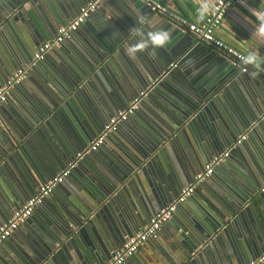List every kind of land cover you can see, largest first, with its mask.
Listing matches in <instances>:
<instances>
[{
    "label": "water",
    "instance_id": "95a60500",
    "mask_svg": "<svg viewBox=\"0 0 264 264\" xmlns=\"http://www.w3.org/2000/svg\"><path fill=\"white\" fill-rule=\"evenodd\" d=\"M28 1L29 0H23L17 5L15 4L18 9L14 10L17 11L7 8L6 10L2 9L0 12V35L4 34L5 30L10 29L18 45L22 48L23 56H26L25 61H22L17 67L30 60L32 56L31 52L33 53L35 46L43 40L33 18L30 14H27V10L25 11L24 9ZM68 1L70 3H67V0H45L44 4H42L41 13L44 14L46 18L45 22L49 28L52 30L55 28L54 34L58 26L65 25L71 18L79 13L82 5L91 0ZM103 1L105 0H100L95 9H97L99 4ZM108 1L113 3V8H116V16L118 18L129 20L128 22H132L135 27L141 25L140 27L144 35L140 34L141 31H139V33L135 31V33L140 36L146 44L152 45L150 35L145 34L146 29L149 30V28L156 27L161 23L160 29L164 26L165 31L169 30L172 32V47L168 48L165 53L162 52L164 63L159 64L158 67L150 73L148 71L149 69L145 70L143 66L137 65V69H139L138 71L142 74V77L138 78V80H136L137 83H135L137 85H134L135 90L137 88L139 89L137 93L148 87L147 98H153V95L161 91V101L154 102V105L160 112L168 115L172 125L158 122V116H161V113L157 110L155 114L158 116L155 114H153V116L147 115L145 120H141L139 131L136 133L132 132V136H128L129 138L125 140L126 147L124 148L126 152L131 155L129 156L131 163H126L124 160V166H122L116 158L113 159L118 164V176L116 175L115 178L112 175L106 174L105 171L100 169L98 164H92L89 160L93 155L100 153V147L107 145L106 141L113 140L111 135L117 130L110 133L96 151L86 155L81 160L83 162H81L82 164L79 162L80 165L85 166L83 171L91 181L98 179L99 183H97V186L92 187L88 192L85 186L87 179L82 177L83 182L78 179L67 180L71 173L57 185L60 187L65 184L72 186L73 194L77 197L76 199L79 200L80 204H82V206H79L82 210L78 212V214L85 226L75 231L72 228V223L67 221L68 228L67 232L64 234L61 233V231L55 233L46 232L47 234L40 233L39 231L40 236L37 237L36 241H38L40 245L37 244L38 246L36 247H38V250L43 254V258L40 256L41 254H38L29 244V247L23 248V250H14L9 256L0 254V264H42L45 257L50 256L52 260L58 256L59 253L56 251L57 246L58 248L62 247L61 249H66L67 247L73 249L78 259L83 261L84 258L87 264H94L96 260L100 261V263L103 262L101 257H103V259L106 256L110 258L107 252H111L121 245L125 241L124 237L132 233V231L131 233H124L119 224L121 220L126 225L135 223L134 221L136 219L143 220L149 216L147 212H152L156 207L160 208L167 205L178 194L179 190L188 184L187 181L186 183L182 182L181 177L176 173L170 174L168 175L169 177L164 178H158L156 176L151 177L152 174H149V170L153 167L152 165L157 162L158 154L154 147L158 146L160 141H164L168 136L174 134V132H176L175 134L182 133L185 140L183 147L191 149H201L204 147L214 149V151L209 150L202 154L201 159L206 160L207 163L213 156L226 150L236 139L235 134L238 133V130L242 129L226 126L227 129L224 128L223 131H215L214 133L208 132V127L210 129H217L215 117H211L210 114V106L214 104L213 100H215V98L211 96L214 92H218L220 88H225L226 84L229 86L230 83L232 84L233 80L239 78V75L236 76V72L237 74L240 73L239 63L227 59L213 46L203 42H194L191 35L180 32L177 27L151 10L148 3L151 0ZM76 6H78L77 9H75ZM36 18L37 21L40 20L39 17L36 16ZM109 23L114 29L107 27V24H104V29L112 32L110 36L107 35V38L111 39L113 46L105 45L103 43L105 41L101 38L95 37L94 40L88 37V43L86 44L91 47V54L82 49L80 45H72L70 48L67 47L65 52H61L57 55V66H55V68L44 65L42 68L36 70V75L33 74L32 71L37 65L30 70L29 73H32L37 79L34 86H24L21 84L22 82L17 85L21 88L23 94V100L20 102V108L18 109L23 113L22 115L27 117L26 122L22 120L24 124L20 125L16 122L17 120H21V117L15 108L10 107L11 104H8L7 100L0 105V175L3 174V169H6L11 178L18 177L22 184L21 190L12 192L10 187L8 188L9 190H7L5 185L0 182V223L6 221L9 212L21 206L23 199L29 198L32 194H35L34 191L39 187V184L43 182L41 180H44V178L50 179L55 175L53 172V168L56 170L54 166H56V168L61 166L60 169H62L72 159L66 156L64 149L61 148L60 150V148L55 146L58 142L51 131L49 119L52 120L54 117L61 118L64 131L75 146L74 148L80 150L91 141L92 136L100 132L109 117L116 114L118 110L123 109L133 98L131 97L129 99V94L123 91L120 93L118 92L110 99L109 107L103 110L94 104V99L87 91V83L91 85L92 80L99 81V75L103 73L104 65L109 64L111 61L109 57L125 54L124 48H128L129 45H132L133 40H130L129 37L132 30H130L129 26L122 23L120 20H117V22L113 20ZM83 25L87 24L83 23ZM197 50H203L204 54L211 57L209 67L215 66L212 73L213 81L215 80L216 72H219L218 70L227 69V74L230 76L221 77L217 81L211 82V80H209L211 78L207 81L201 80V78L193 79L188 74L179 72V67ZM171 63H175V65L172 67L169 66ZM209 67L207 66L204 68L209 69ZM205 69L202 71H205ZM9 70L10 63L6 62V66L0 64V74L3 78V80H1L2 82L0 81V85L6 82ZM251 71L252 70H250V72ZM248 73L249 72L240 73V75ZM253 79L254 80H252L250 84L252 86L251 91L261 102L260 107L263 108L264 75L259 73V75L253 76ZM207 83L210 84L207 85ZM162 89H166L170 95L168 97L164 95ZM46 92H50L52 95L51 100L48 98L47 100L44 99ZM220 97L222 98L221 95ZM145 99L146 98H144L142 102L145 101ZM166 103L170 104L171 107H167ZM27 106L34 112V116L30 113L31 118L27 115L28 111L26 113L24 109ZM138 109L137 106L134 112L129 116H132ZM260 110L261 111L257 113L251 114L247 120L245 119L243 121L245 127L242 129V132L248 129V137H251L253 133L254 135L260 136L258 149L261 152V157H263V162H260L259 159L254 156L256 160L253 159L254 162L252 160L251 162L247 161L245 163V165L247 164V168H244L242 172L243 162L239 161L233 164L232 172H224V177L217 176V179L210 180V176L201 183L195 189L193 195H198L197 192L199 189H205V185L211 187L208 196L204 198L203 204L201 205V211L197 210L194 213L192 210L191 212L188 210H180L182 205L189 202L191 196L177 207L180 212L182 211L184 217L183 221L185 222H180L179 227L176 226V228L177 230L179 228L183 230L186 229L190 236H193L191 237L193 240V242L191 241L192 244L187 245L186 248L183 249V255H178L175 252H171L172 249L162 246V248H160L162 252L159 253L156 258V264H226L222 258L214 254L213 247L211 246V242L213 241L209 239L217 232L219 226L209 221L212 224L210 231L199 226L196 222V217H198V214L202 216V212H204L213 220H220L222 225V221L227 220L225 218L230 216L233 217V214H235L237 210L243 209V211L239 212V214L243 216L244 211L248 210L247 207L249 205L248 203L246 204V201L250 194H256L258 198L262 197V193L259 196L258 192L259 186L264 180V117L260 118L264 109ZM228 111L232 119L234 113L229 109ZM244 114L245 110L241 109L238 115L234 114V116L241 119ZM46 117L48 118L45 119ZM105 118L107 120H104ZM221 119L223 120L222 117ZM35 120L36 122L38 120L37 124ZM42 125H47V130L41 128ZM48 127H50V129ZM258 129L259 132H257ZM190 132L194 138L191 137ZM208 133L210 139L205 141L203 137H208ZM181 140L183 141V138ZM140 144L144 145L139 146ZM147 144H151V146ZM239 145L232 148L229 152V156L215 167L217 171L223 172L226 168L224 165L227 161H235L234 157L239 159L235 152ZM31 146L38 152L44 151L48 156H51V171L46 169L45 162L42 165L39 164L35 156L30 152ZM63 160L64 162L62 165ZM197 160L199 161L200 158H197ZM229 163L231 164L232 162ZM76 166L74 168H76ZM189 166L191 165L188 164L187 167ZM77 174L79 175V173ZM133 175H135V178H138V180H140V178L142 180V176H144L143 178L153 186V192L147 194L152 195V198L144 200L146 199L144 194H142L144 199L139 197L134 198L131 194H128L127 199L123 196L120 191V185L124 180L127 182ZM247 178L250 179V186L247 184ZM71 181H74V183ZM44 200L45 199H43V201ZM69 200L73 203V200L68 197L52 201V205H54L56 209L55 213L58 221L60 219V221L65 222V220L68 219L64 217L65 215L63 213L64 210L66 212L68 208L70 203ZM139 200L145 203L147 212L141 208H137L139 213L136 215V218H134L129 212ZM262 200V198H259L258 202ZM117 205L120 210L124 212L125 219H123L121 215L115 216L112 212L113 209H117ZM211 205H214L213 213L206 211V207H211ZM100 220L106 223L108 228V234L106 235L107 242L96 241L88 232V229L92 227V223ZM124 220H126V222H124ZM143 224L144 223H142V225ZM243 226H245V221ZM138 228L139 225H136L133 231H136ZM242 233L243 232L240 234ZM35 237L36 234L32 235V241ZM247 241L248 239L246 238L243 242L241 241L242 243L236 242L237 247L232 252L226 248L225 255L229 257L228 264H246L251 259L255 258L253 256L258 254L256 252L261 242L257 239ZM202 242L209 243L205 245L202 244ZM33 250L34 254L31 255L30 253H32L31 251ZM250 253L252 254L251 258L249 257ZM82 264L85 263L82 262Z\"/></svg>",
    "mask_w": 264,
    "mask_h": 264
},
{
    "label": "crops",
    "instance_id": "0c3cea01",
    "mask_svg": "<svg viewBox=\"0 0 264 264\" xmlns=\"http://www.w3.org/2000/svg\"><path fill=\"white\" fill-rule=\"evenodd\" d=\"M20 1L23 0H0V12L2 9L6 10L7 8H11L13 11H17L14 9H18L16 5ZM155 1L161 2L166 6L168 14L159 15L165 18L168 22H170V24L174 25L175 27H177L174 24L176 23L177 19L192 21L195 19L200 20L205 18L210 13L211 5L214 2V0ZM44 2L45 0H29L28 3H26L24 6L25 11L27 10V14L31 15L36 27L38 28L43 39L42 42L53 38L55 35V28L53 30L49 28V26L45 22L46 18L44 14L41 13V7ZM67 3L70 2L67 0ZM112 6H114L113 3H110L108 0H105L101 4H99L97 9H95V11L91 13L89 18H87V20L84 22L87 25L82 24L79 29L73 33L72 37L69 40L64 41L63 44L49 51L44 60L40 61L35 67V69L32 71L33 74L36 75V70L42 68L44 65L55 68V66H57V55L61 52H65L66 48H70L72 45H80L82 49L91 54V47L86 44L88 43V37L94 40L95 37L101 38L105 41L103 42L105 45L113 46V42L111 41V39L107 38L112 34V32L110 30L106 31V29H104V24H107V27H111V24L109 22L113 20L117 22V20H120L122 23L129 26L130 30H132V33H130L129 36L130 40H133L132 45H129L128 48H124L125 54H120L116 57H109V60L111 61L109 62V64L104 65L103 73L99 75V81L92 80L91 85L89 83L86 84L88 93L94 99V104H96L98 108L103 110H106L109 107L110 99L114 97L118 92L120 93L123 91L125 93H128L129 99L131 97H134L135 94L137 95L139 93H137L139 89L137 88L135 90L134 85H137L135 84L137 83L136 80L142 77V74L138 71L139 69H137V65L141 67L143 66L145 70L149 69V73L153 72L159 64L164 63V57L162 52L165 53L168 48L172 47L171 45L173 44L172 32L169 30L165 31L164 26L162 29H160L161 23H159V25H157L156 27L149 28V30L146 29L145 34L151 35L156 33H164L167 35V40L159 46L154 44H146L142 40V38L136 35L135 33V31H137L138 33L139 31H141L140 34L144 35L140 27L141 25L135 27L132 22H128L129 20H126L124 18H118L116 16V8H113ZM77 8L78 6H76L75 9ZM36 16L39 17V21H37ZM111 29L114 28L111 27ZM216 34L226 43L232 45L234 48L252 57L256 62H258L259 65L264 66V0H242V5L238 4L229 8L227 10L223 22L221 23L220 27L216 30ZM193 41L198 42L194 38ZM139 44H144V47L138 48L137 45ZM133 48H135L136 50L134 52H130V49ZM22 53V48L18 45V42L16 41V38L11 32V30H5L4 34L0 35V64L2 66H6V62L10 63V70L8 72V76L22 61H25L26 56H23ZM188 58L189 59L186 60L179 67V72L183 74L186 73L193 79L201 78V80L207 81L209 78H211L209 80H211V82L213 81L212 73L215 66L209 67L211 57L204 54L203 50H197ZM207 66L209 67V69L204 68ZM203 69H205V71H202ZM218 71L219 72H216L217 74H215L214 81H217L221 77L224 78L225 76H230L227 74V69ZM33 74L29 73L21 84H23L24 86H34L37 82V79L36 76L34 77ZM237 75H239V78L233 80V85L230 83L229 86H227L226 84L225 88H220L218 92H214L211 96L215 98V100H213L214 104L210 106V114L211 117H215L217 129H210L208 127V132L210 133H214L215 131L220 132V130L223 131L224 128L227 129L226 126L244 129L245 124H243V121L245 119L247 120L251 114L261 111L260 109H264V107H260L261 102L255 97V95L251 91L252 86L250 85L252 80H254L253 76L259 75L258 71L252 70L251 72L249 71L248 74L244 75H240V73L237 74L236 72V76ZM1 80H3V78L0 74V81ZM209 84L210 83H207V85ZM162 91L163 94L167 97L170 95V93L166 89H162ZM160 94L161 91L153 95V98L145 97L146 99L143 102L142 100L144 98L141 99L138 104L139 109L136 110V112L132 116H129L126 121L120 124L117 131L113 135H111V138H113V140L106 141L107 145L100 147V153L95 154L91 158H89L92 164H98L102 171H105L106 174L112 175L115 178L116 175L118 176V164L113 159L116 158L122 166H124V160L126 163H131L129 159V156L131 155L130 153H127L124 148L126 147L125 140L132 136V132L136 133L139 131V124L141 120H145L147 115L153 116L156 110L160 112V110L154 105V102L161 101ZM220 95L222 96V98L220 97ZM46 96L44 99L47 100L48 98L49 100H51L52 95L50 94V92H46ZM6 100L8 104H11L10 107L15 108L21 117V120H17L16 122H18L20 125L24 124L22 120L26 122L27 117L22 115L23 113L20 112L18 109L20 108V102H22L23 100L21 88H19L18 86L13 87L7 95ZM166 106L171 107V105L167 103ZM24 109L26 110V113L28 111L27 115L29 116V118H31V114L34 116V112L31 110L30 107L27 106ZM228 109L236 115H238V112L241 109H244L245 114L241 119L236 118L233 114L231 119V117L229 116ZM160 113L161 116L155 114L156 116H158V122H160L161 124L166 123L167 125H172V122L168 115L163 112ZM48 117H46L45 119H47ZM221 117L223 118V120L221 119ZM104 120L107 119L105 118ZM49 123L51 131L54 134V138L58 142L55 146L57 148H60V150L61 148L64 149V152L66 156H68V158H73L75 153L79 151V149L74 148L75 146L72 144L67 133L64 131L62 119L54 117L52 118V120L49 119ZM46 126L47 125H42L41 128L47 130ZM50 127L48 128L50 129ZM242 129L238 130V133L235 134L236 138L239 134L243 133ZM257 132H259V129L257 130ZM175 133L176 132L168 136L164 141H160L158 146L154 147L156 149V153L158 154L157 162L152 165L153 167L151 168V170H149V174H152L151 177L156 176L158 178H164L169 177L168 175L170 174L176 173L179 175V177H181L182 182L186 183L187 181L189 184L192 180V176L201 169H203L206 164V160L201 159L202 154L209 150L214 151V149L205 147L201 149H191L183 147L185 140L182 133ZM191 134L192 133L190 132V135ZM93 137L94 136H92V138ZM191 137L193 136L191 135ZM182 138L183 141L181 140ZM203 138L205 141L209 140V133L208 137L204 136ZM259 138L260 136H257L256 134L254 135V133L251 135V137H247L243 141V143H241L239 147H237L235 151L239 159H236V157H234L235 161H227V163L224 165L226 166V168L223 172L214 169L210 180L217 179V176L224 177V172H232L233 164H236L239 161L243 162V167L241 169L242 172L244 168H247V164L245 165L247 161L251 162V160L253 161V159L256 160L254 156H256L260 162H263V157H261V152L258 149V145L260 144ZM143 145L144 144H140L139 146ZM147 145L151 146V144ZM30 152H32L39 164L42 165L45 162L46 169L51 171L50 155L48 156V154L44 151L38 152L33 146L30 147ZM197 158H200V160L198 161ZM63 162L64 160L62 161V165ZM79 162L81 163L82 161L80 160ZM79 162V165L77 164L76 168H74V170L69 175L70 177H68L67 180L78 179L83 182L82 177L86 178L87 181L85 186L87 191L89 192L92 187L97 186V183H99V181L98 179L91 181V179L88 178L83 171V168L85 166L80 165ZM229 162L232 163L230 164ZM188 164L191 166L187 167ZM54 167L56 169L54 170L53 168L54 174L61 170V166L59 168H56V166ZM76 170L79 175L76 173ZM143 177L144 176H142V180L141 178L140 180H138V178H135V175H133L129 178L127 182H125L124 180V182L120 185V191L126 199L128 194H131L134 198H143L142 194H144L146 196V199L143 198L144 200L152 198V195L147 194H151V192H153V186L149 184ZM45 179L48 180V178H44V180ZM44 180L41 181L44 182ZM246 181L247 184L250 186V179L247 178ZM0 182L5 185L7 190H9L8 188L10 187L12 192L22 189V184L19 178H11L6 169H3V174L0 175ZM71 182L74 183V181ZM205 186V189H199V191L197 192L198 195H192L189 198V202L182 205L180 210H188L190 212L192 210L194 213L197 210L201 211V205L203 204L204 198L208 196L211 190V187L207 185ZM37 191L38 187L36 188L34 193L36 194ZM261 193L262 197L259 198H262V201L258 202V195L250 194L248 196V200L246 201V204L248 203L249 205L247 207L248 210L244 211L243 216L239 214V212L243 211V209L239 211L237 210L236 213L233 214V217L230 216L228 218H225L227 220L222 221V225L220 223V220H213L204 212H202V216L198 214V217H196L197 224L210 231L212 224L209 221H212L214 225L217 224L219 226L217 232L212 235L209 239H212L211 241H213L211 242V246L213 247L212 249L214 254L217 257L219 256L220 258H222L226 264H228L229 259V257L225 255L226 248L232 252L237 247L236 242H243L246 238L248 239V241L252 239H257L261 242V245L257 248L256 253L258 254L253 257H257L259 255L264 254V180L259 186V196ZM33 195L34 194H32L31 196ZM64 197H68L73 200V203L69 200L70 203L66 212L64 210V217L68 218H66L67 220H65V222L60 221V219L59 221L57 220V216L55 213L56 209L54 208V205H52V201L56 199L60 200ZM76 198L77 197L72 192V186L66 184L61 185V187L56 186L51 192L50 196L46 197L45 200L35 208L30 218L21 223L19 227L11 234V236L0 245V254L9 256V254H12L14 250H23V248L29 247V244L32 249H34L38 254H41L40 250H38V247H36L40 245V243L38 244V241H36L37 237L40 236L39 231L43 234H47L46 232L55 233L61 231V233L64 234L67 232L68 228L67 221L69 223H72V228L75 231L81 229L83 226H85L84 222L80 220V216L78 214V212H81L82 210V208L79 207L82 206V204H80L79 200ZM27 199L28 198L23 199L21 205H23ZM137 208H141L142 210L147 212L145 203L142 200H139V202H137L134 205V208L131 209L129 212L134 218H136V215L139 213ZM160 208L156 207L152 212H147L148 214L144 212L149 216H147L143 220L136 219L134 221L135 223L126 225L122 222V220L118 222L121 228L123 229L124 233L127 234L131 233L132 231L131 235H133L142 226H144L148 222L149 218ZM180 210L177 209L173 216L165 223H163L156 237H151L147 239L146 242L136 252L130 255L127 258L125 264H156V258L158 254L162 252V250L160 249L162 248V246L172 249L171 252H175L178 255H183V249H185L187 245L192 244L191 241L193 242V240L191 237L193 236H190L189 232L186 231V229L183 230L182 228H179L177 230L176 226L179 227L180 222H185L183 221L184 217L182 215V211L180 212ZM206 211L213 213L214 205H211V207L208 208L206 207ZM112 212L115 216L121 215L122 218L125 219L124 212L120 210L118 205L117 209H113ZM10 215L11 212L7 214L6 220L10 217ZM244 221L245 226H243ZM124 222H126V220H124ZM142 223L144 224L142 225ZM136 225H139V228L136 231H133ZM91 226L92 227L88 229V232L91 237L93 239L95 238L96 241L107 242L106 235L108 234V228L106 223L100 220L92 223ZM241 232L243 233L240 234ZM34 234H36V237L32 241V235ZM131 235L128 234V236H125L124 239H127ZM208 243L209 242H202V244L205 245ZM61 248L62 247L58 248V246L56 248V251H58L59 253L57 257L51 260L50 256H47L44 258V262H42V264H82V262L87 264L84 258L83 261L78 259L76 253L73 252V249L68 247L66 249ZM34 250L31 251V255L34 254ZM111 252H107L109 253V257L111 255ZM40 256H42L43 258V254H41ZM249 257H252L251 253L249 254ZM108 259L109 258H107V256L104 257V259L103 257H101V260L103 262L107 261ZM95 263H100V261L96 260Z\"/></svg>",
    "mask_w": 264,
    "mask_h": 264
},
{
    "label": "built area",
    "instance_id": "2783aa9c",
    "mask_svg": "<svg viewBox=\"0 0 264 264\" xmlns=\"http://www.w3.org/2000/svg\"><path fill=\"white\" fill-rule=\"evenodd\" d=\"M99 1L100 0H91L87 2L80 8L79 13L75 17L69 20L65 25L57 27L53 38L35 46L30 60L14 69L8 76L6 82L0 86V105L6 101L9 91L13 87L20 84L27 77L30 70L36 66L38 62L44 60L49 51H51L54 47L61 45L64 41L71 37L72 33L79 29V27L95 10ZM148 3L154 13L168 14L166 6L161 2L151 0ZM238 4L242 5V0H214L211 5L210 13L205 18L200 20L195 19L192 21L177 19L174 24L180 32L191 35L198 42H203L213 46L227 59L239 63L240 73H247L250 70H256L258 73L264 75L263 65H259L252 57L226 43L216 34V30L223 22L227 10ZM174 65L175 63H171L169 66L172 67ZM147 94L148 87L142 89L137 95H135L123 109L118 110L116 114L109 117L100 132L95 135L83 149L77 151L65 167L55 173L52 178L40 183L37 193L29 197L19 208L14 209L11 212L10 217L5 222L0 223V245L11 236L21 223L26 221V219L33 214L35 208L43 201V199L50 196L53 189L71 173L80 160L93 151H96L104 142L106 137L110 133L116 131L120 124L127 120L129 115L137 108L141 99L145 98ZM263 117L264 112L260 118ZM247 137L248 129L239 134L226 150L213 156L205 164L203 169L198 171L193 176L191 182L183 186L179 190L178 194L167 205L157 210L144 226L125 239L121 245L113 249L110 258L107 261L94 264H124L127 258L136 252L147 239L157 235L163 223L173 216L178 205L192 196L195 189L212 175L215 167L229 156L230 150L241 144ZM263 263L264 254L251 259L246 264Z\"/></svg>",
    "mask_w": 264,
    "mask_h": 264
},
{
    "label": "clouds",
    "instance_id": "9594fccd",
    "mask_svg": "<svg viewBox=\"0 0 264 264\" xmlns=\"http://www.w3.org/2000/svg\"><path fill=\"white\" fill-rule=\"evenodd\" d=\"M150 40L152 42V44L154 45H162L166 40H167V35L164 33H156V34H151L150 35ZM138 48H143L144 44H139L137 45ZM136 49H130V52H134Z\"/></svg>",
    "mask_w": 264,
    "mask_h": 264
}]
</instances>
